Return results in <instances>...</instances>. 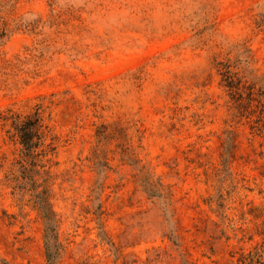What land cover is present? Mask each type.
<instances>
[{"label": "rangeland", "instance_id": "rangeland-1", "mask_svg": "<svg viewBox=\"0 0 264 264\" xmlns=\"http://www.w3.org/2000/svg\"><path fill=\"white\" fill-rule=\"evenodd\" d=\"M38 106L59 264L264 247V0H0V264H47L9 118Z\"/></svg>", "mask_w": 264, "mask_h": 264}, {"label": "trees", "instance_id": "trees-1", "mask_svg": "<svg viewBox=\"0 0 264 264\" xmlns=\"http://www.w3.org/2000/svg\"><path fill=\"white\" fill-rule=\"evenodd\" d=\"M40 107H36L35 111L26 114L14 113L9 116L11 119L10 128L13 130L17 141L22 147V154L24 159H30V167H24L27 171V177L33 186L32 195L34 203L42 214L44 221V248L47 264H59L61 257V243L59 241L57 232L56 214L53 211L50 200L48 188L36 184L33 175L39 174L37 169V162L35 161L39 155H44L47 152L44 146L46 138V125L43 122V117L40 113ZM8 118L5 117V119ZM40 148V150H39ZM27 163V161L24 160ZM246 264H264V247H254L245 255Z\"/></svg>", "mask_w": 264, "mask_h": 264}]
</instances>
